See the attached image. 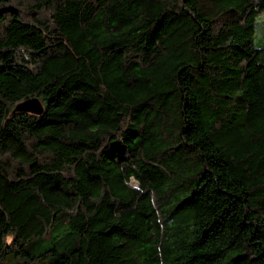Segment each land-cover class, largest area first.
<instances>
[{"label": "trees", "instance_id": "trees-1", "mask_svg": "<svg viewBox=\"0 0 264 264\" xmlns=\"http://www.w3.org/2000/svg\"><path fill=\"white\" fill-rule=\"evenodd\" d=\"M0 264H264V0H0Z\"/></svg>", "mask_w": 264, "mask_h": 264}, {"label": "water", "instance_id": "water-1", "mask_svg": "<svg viewBox=\"0 0 264 264\" xmlns=\"http://www.w3.org/2000/svg\"><path fill=\"white\" fill-rule=\"evenodd\" d=\"M15 111L40 115L44 112V105L37 97L29 98L19 102L15 107Z\"/></svg>", "mask_w": 264, "mask_h": 264}]
</instances>
